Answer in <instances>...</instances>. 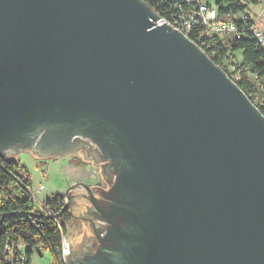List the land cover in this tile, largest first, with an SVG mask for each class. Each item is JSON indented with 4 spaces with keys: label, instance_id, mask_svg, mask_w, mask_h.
Instances as JSON below:
<instances>
[{
    "label": "water",
    "instance_id": "obj_1",
    "mask_svg": "<svg viewBox=\"0 0 264 264\" xmlns=\"http://www.w3.org/2000/svg\"><path fill=\"white\" fill-rule=\"evenodd\" d=\"M80 148L107 182L64 192L108 225L91 264H264V115L236 82L145 0H0V154Z\"/></svg>",
    "mask_w": 264,
    "mask_h": 264
},
{
    "label": "trees",
    "instance_id": "obj_2",
    "mask_svg": "<svg viewBox=\"0 0 264 264\" xmlns=\"http://www.w3.org/2000/svg\"><path fill=\"white\" fill-rule=\"evenodd\" d=\"M145 1L162 18L186 29L189 38L204 49L264 115V45L253 32L256 21L246 11L243 0ZM200 2L214 5L219 16L229 17L235 23L236 30L226 36L208 32L197 17ZM232 65L235 67L231 70ZM70 198L73 199L72 195ZM42 205V210L35 209L27 168L21 161L0 157V264H13L11 257L20 253L16 246L19 242L24 249V264H31L33 251L43 249L50 252L51 264H65L61 243L73 216L72 204L64 209L65 196L58 192L47 197ZM7 244H14L12 255L5 251Z\"/></svg>",
    "mask_w": 264,
    "mask_h": 264
},
{
    "label": "rangeland",
    "instance_id": "obj_3",
    "mask_svg": "<svg viewBox=\"0 0 264 264\" xmlns=\"http://www.w3.org/2000/svg\"><path fill=\"white\" fill-rule=\"evenodd\" d=\"M243 2L247 5L246 11H248L251 15L254 16V18H256L258 23L257 26L259 28H264V1L260 0L257 3H253L250 0H243ZM236 56L238 58L236 60H239V55L237 54ZM234 67L235 66L232 65L230 66V69L232 70ZM0 157L4 159L1 154ZM12 157L19 159L23 166L27 168V175L29 176L31 182L30 184L32 190L34 191L33 200L35 209L42 210V202L46 199V197L62 191L61 188L63 185V175H66L63 168L66 166V163L54 157H47V155H33L28 150H18ZM73 161L81 163V160L77 159L76 157L73 159ZM89 161H91V159ZM23 173L24 172H22V174ZM40 186H42V188L38 189L40 188ZM83 215H86V211L78 213L76 219L70 220L67 223V230L70 232H76L78 224H81L82 221H85L82 218ZM65 233H67L69 237V233L67 231ZM79 239L80 240L76 241L77 238H70L72 246L74 241H76L75 243H79V241L83 243L85 241L95 240L94 238ZM31 264H51L50 252L44 249L40 251H33L31 256Z\"/></svg>",
    "mask_w": 264,
    "mask_h": 264
},
{
    "label": "crops",
    "instance_id": "obj_4",
    "mask_svg": "<svg viewBox=\"0 0 264 264\" xmlns=\"http://www.w3.org/2000/svg\"><path fill=\"white\" fill-rule=\"evenodd\" d=\"M81 150V149H80ZM78 150L75 154H62V155H47V157H54L62 162L66 163V166L63 168L64 173L66 175H63V185H62V192L64 194V190L67 189L70 185L76 183V182H83L87 185H89L91 188H93V191L95 192L96 196L99 197L101 195L102 191H106L107 182L103 179L101 176V173L99 171L100 167L93 164V160L89 161L86 158L83 157L82 153ZM46 157V156H45ZM77 158L81 161H87L86 165L80 164L78 162H74L73 159ZM13 158V157H11ZM31 183V182H30ZM30 188L32 190L31 184ZM42 187L38 188L41 189ZM32 194L34 196V191L32 190ZM70 194L72 195V219L77 218L78 213H82L83 211H86V217L85 221H82V223L78 224L76 228V232H70L69 238H77L76 241L80 240L79 238H94L97 240V238H103L107 235L108 231V225L105 224V222L101 220L92 221V219H98V213L92 208L91 210H86V208L79 202V199H77V195L75 191H71ZM48 196V195H47ZM90 196V195H89ZM47 198V197H46ZM87 202L86 199L80 198V201ZM98 232L99 236H96L95 233ZM76 241L73 242V245H77L80 243Z\"/></svg>",
    "mask_w": 264,
    "mask_h": 264
},
{
    "label": "built area",
    "instance_id": "obj_5",
    "mask_svg": "<svg viewBox=\"0 0 264 264\" xmlns=\"http://www.w3.org/2000/svg\"><path fill=\"white\" fill-rule=\"evenodd\" d=\"M197 17H198V19H200L203 22V24L207 28L208 32H214V33L220 34L221 36H226V35L231 34L232 32H234L236 30L235 23L229 17L219 16L214 5H209L205 2L198 3ZM161 19L163 21L171 24L169 21L165 20L164 18L161 17ZM255 21H256V24L253 27V32L255 33V36L264 45V28H259L257 26L258 23H257L256 18H255ZM171 25L174 28H178L179 30L183 31L185 34H188V31L186 29L181 28L179 26H176L175 24H171ZM186 28H188V25ZM202 50H204V49L202 48ZM40 187H42V186H40ZM16 246L19 248L20 253L15 257H13V256L11 257V263H13V264H24V261H23L24 260V249H23L22 243L19 242L16 244ZM13 248H14V244L13 245L7 244L5 251L9 255L10 254L12 255L13 254ZM61 250H62V256H63V260H64L65 264H69L67 261L66 253L68 254V256L71 254L72 245H71V240L68 237L67 233H63V235H62Z\"/></svg>",
    "mask_w": 264,
    "mask_h": 264
},
{
    "label": "flooded vegetation",
    "instance_id": "obj_6",
    "mask_svg": "<svg viewBox=\"0 0 264 264\" xmlns=\"http://www.w3.org/2000/svg\"><path fill=\"white\" fill-rule=\"evenodd\" d=\"M32 148L33 149H36V150H39V152H42V153H44L46 151V150H44L43 147L42 148L41 147L40 148H36V147L33 146ZM80 149H78V150H80ZM78 150L74 151L71 154L77 153ZM53 151H55V150H53ZM52 153H56V152H52ZM83 154L87 158H89V159H91L93 161H95L97 158L100 157V156H98L96 154L95 151L89 150V149L88 150H85L83 152ZM81 202H84V200L81 201ZM85 218L86 217H84L83 219H85ZM96 244H97V241L96 240H94V241L89 240V241H85L83 243L80 242L77 245H73L72 246V253H71L72 262L74 264H91L92 263L91 256L95 252V246H96Z\"/></svg>",
    "mask_w": 264,
    "mask_h": 264
},
{
    "label": "bare ground",
    "instance_id": "obj_7",
    "mask_svg": "<svg viewBox=\"0 0 264 264\" xmlns=\"http://www.w3.org/2000/svg\"><path fill=\"white\" fill-rule=\"evenodd\" d=\"M72 245V244H71Z\"/></svg>",
    "mask_w": 264,
    "mask_h": 264
}]
</instances>
